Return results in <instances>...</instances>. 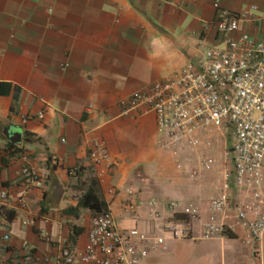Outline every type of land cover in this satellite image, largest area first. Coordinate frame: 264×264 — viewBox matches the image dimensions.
I'll use <instances>...</instances> for the list:
<instances>
[{
	"label": "crops",
	"instance_id": "obj_1",
	"mask_svg": "<svg viewBox=\"0 0 264 264\" xmlns=\"http://www.w3.org/2000/svg\"><path fill=\"white\" fill-rule=\"evenodd\" d=\"M251 5L253 16L264 19V0H0V190L8 193L0 202V256L19 254L24 239L39 255L54 257L62 243L81 250L95 213L79 206L89 189L119 228L135 224L123 208L126 188L161 208L170 200L204 206L216 196L222 167L202 168V147L175 154L159 148L154 115L122 114L118 101L211 43L216 7ZM240 29L263 36L255 18ZM97 137L105 139L112 164L102 179L88 157ZM25 165L40 174V185L29 183L26 191ZM233 239H216L232 251L219 264L248 257Z\"/></svg>",
	"mask_w": 264,
	"mask_h": 264
},
{
	"label": "built area",
	"instance_id": "obj_2",
	"mask_svg": "<svg viewBox=\"0 0 264 264\" xmlns=\"http://www.w3.org/2000/svg\"><path fill=\"white\" fill-rule=\"evenodd\" d=\"M256 9L255 5L240 11L216 7L212 22L216 36L211 43L204 44L199 54L166 77L118 101L122 114L152 113L158 147L173 154L186 148H211L214 140L228 135L231 142L222 152L216 196L204 206L170 200L161 208L155 198L144 201L126 188L123 208L135 221L133 226L119 228L112 212L103 209L92 215L81 250L62 243L54 257L39 255L24 239L21 252L8 258L0 256V264H141L151 251L163 248L167 239H222L229 235L248 248L249 264H261L264 19L253 16ZM251 18L258 21L262 37L240 29V24ZM30 117L24 116L23 121ZM42 117V113L37 115ZM88 157L95 176L102 179L104 169L112 167L105 139H93ZM211 163L210 157L199 159L204 169ZM77 170L74 166L67 173L73 175ZM21 176L26 182L24 191L29 183L40 185L39 171L30 165L22 167ZM7 197V191L0 190V202ZM143 220L146 226L142 227L139 223ZM23 223L30 224L31 220ZM40 235L50 240L48 233ZM3 238L9 239V235Z\"/></svg>",
	"mask_w": 264,
	"mask_h": 264
},
{
	"label": "rangeland",
	"instance_id": "obj_3",
	"mask_svg": "<svg viewBox=\"0 0 264 264\" xmlns=\"http://www.w3.org/2000/svg\"><path fill=\"white\" fill-rule=\"evenodd\" d=\"M212 137L213 136H211L210 139ZM230 142L231 139L228 135L219 140H214L211 148L207 147L204 149L205 156L210 157L213 164L217 162L221 168L223 164V149L228 146ZM186 150L189 149L186 148ZM233 240L235 244L239 242L238 239ZM261 252V264H264V237L261 240ZM231 253V250L229 251L223 243L216 239H174L168 242L164 250L155 252L150 264H219L221 259H223L225 263L224 255L226 260H228L229 254ZM245 253H248V250ZM227 262L228 261H226V263ZM240 264H249V262L247 259L241 258Z\"/></svg>",
	"mask_w": 264,
	"mask_h": 264
},
{
	"label": "trees",
	"instance_id": "obj_4",
	"mask_svg": "<svg viewBox=\"0 0 264 264\" xmlns=\"http://www.w3.org/2000/svg\"><path fill=\"white\" fill-rule=\"evenodd\" d=\"M79 206L83 208H91L95 212L106 209L104 202L94 193V190L89 189L79 200ZM233 237V235H229Z\"/></svg>",
	"mask_w": 264,
	"mask_h": 264
}]
</instances>
